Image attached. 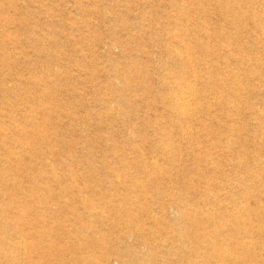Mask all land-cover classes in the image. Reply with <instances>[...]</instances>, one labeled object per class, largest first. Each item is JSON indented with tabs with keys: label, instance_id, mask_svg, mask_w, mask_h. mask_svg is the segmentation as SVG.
<instances>
[{
	"label": "rangeland",
	"instance_id": "374dc122",
	"mask_svg": "<svg viewBox=\"0 0 264 264\" xmlns=\"http://www.w3.org/2000/svg\"><path fill=\"white\" fill-rule=\"evenodd\" d=\"M13 206L57 234L23 264H264V0H0L1 237Z\"/></svg>",
	"mask_w": 264,
	"mask_h": 264
},
{
	"label": "bare ground",
	"instance_id": "6f19581e",
	"mask_svg": "<svg viewBox=\"0 0 264 264\" xmlns=\"http://www.w3.org/2000/svg\"><path fill=\"white\" fill-rule=\"evenodd\" d=\"M2 6V5H1ZM4 6V5H3ZM181 15V14H180ZM12 23V22H11ZM158 27V26H157ZM43 35V34H42ZM178 36V35H177ZM168 44V43H167ZM169 45V44H168ZM170 46V45H169ZM177 52V51H176ZM24 57V55H23ZM19 60V59H18ZM182 61V60H180ZM75 71V70H74ZM196 78V77H195ZM182 80V78H181ZM185 84V83H184ZM174 86V85H173ZM193 87V86H192ZM172 89V88H171ZM190 89V88H189ZM188 91V89L186 90ZM194 93V92H193ZM192 93V94H193ZM183 97V96H182ZM181 97V99H182ZM182 102V101H181ZM189 102V101H187ZM185 101H183L182 105H186ZM195 102V101H194ZM189 107V105H188ZM187 107V108H188ZM186 108V106H185ZM177 108H175L176 110ZM190 110V108H188ZM187 109V110H188ZM188 110V112H189ZM181 112V111H180ZM187 112V114H188ZM44 114V113H43ZM19 117V116H18ZM255 118V117H254ZM134 125V124H133ZM55 132V131H54ZM61 132V131H60ZM136 133V132H135ZM95 142V141H94ZM138 143V142H137ZM18 145V144H17ZM61 146V145H60ZM65 149V148H64ZM50 154V153H49ZM68 156V155H67ZM143 165V164H142ZM86 171V170H85ZM82 172V171H81ZM86 174H88V172H86ZM103 175V174H102ZM118 179V178H117ZM93 180V179H92ZM174 185V184H173ZM94 186V185H93ZM172 186V184L170 185ZM95 187V186H94ZM263 188V187H262ZM250 186L246 185L244 187V195H245V199H248L250 198L251 196H253L251 194V191H250ZM210 194H212L210 192ZM67 197V195H66ZM115 197V196H114ZM207 198V197H206ZM51 201V199H50ZM169 204V203H168ZM66 205V204H65ZM35 208V207H34ZM51 208V205H45V211H48V209ZM239 209L241 210V212H244L246 213L247 215H249L250 211V206L248 205L247 201L246 203L245 202H241V204L239 205ZM5 211H9V213H7V216L9 217H15V218H18L20 220H22L24 222V225H26V229H20V230H16V231H13L11 235H3L2 237L0 236V264H23V261H22V252H23V249H25V247L27 246V244H31L30 242L26 241L28 238H31L33 237L34 239L37 237L38 239V236H36L34 234L35 231H38V230H42V232H44V234H51L54 236V238L57 237V234L55 233V230H53V225H51V223L45 219L44 216H37V215H33L31 214V221L28 222L25 218V216H22V213L21 212H27L26 210H24L23 207H20V206H13V207H9L7 208ZM120 211V210H119ZM183 211V210H182ZM2 212V211H1ZM30 212V211H28ZM182 212H178L177 214L180 216L179 218L183 217V215L181 214ZM2 214V213H1ZM0 214V216H1ZM158 217V216H157ZM178 218V219H179ZM10 220H14L12 218H9ZM177 219V220H178ZM114 221V220H113ZM181 221H183L185 223V217H183L182 219H179L178 223H182ZM215 221V220H214ZM261 221H263L262 223H264V212L261 216ZM12 222V221H11ZM216 222V221H215ZM29 225H27V224ZM113 224V222H112ZM118 224V223H116ZM140 224V223H139ZM7 224V221H2L0 220V228H5ZM30 226V227H28ZM140 227V225H138ZM141 226H144V225H141ZM145 228V226H144ZM213 228V226H212ZM138 230V229H137ZM128 232V231H127ZM126 232V233H127ZM214 232V230H213ZM132 233V231L130 232ZM198 234V233H197ZM231 234V233H230ZM113 235V234H112ZM128 236V235H127ZM196 236V235H195ZM118 237V236H117ZM182 239V238H181ZM198 239V237H197ZM42 241V239H40ZM45 240V238L43 239ZM115 240V239H114ZM113 240V241H114ZM165 240V239H164ZM93 243H96L97 242V239L96 238H91V240ZM252 241V240H250ZM143 243V242H142ZM34 244V243H32ZM123 244V242L121 243ZM238 246H235L232 248V250L229 249V247H225V248H222V247H215L213 244L209 243L208 245V248L207 250L209 249V251H214L215 253H211L210 254H214L215 256L218 257L219 260H221L223 262V260H226V259H229V258H236L238 259L239 255H243L245 257L248 256V251L249 249H247L248 247V241L247 240H244V241H241V242H237ZM134 245V244H133ZM49 247V246H48ZM64 248V246L62 247H58L57 251H62ZM192 248V246H191ZM238 249L240 250V252H238ZM251 249V248H250ZM263 249V252H264V247H262ZM130 250V248H129ZM107 251V250H106ZM110 251V249H109ZM180 251V250H179ZM177 251V252H179ZM186 251V250H185ZM251 251V250H250ZM249 251V252H250ZM49 251H47V249H43L42 251V255L41 256H45L48 253ZM103 254L105 253V250H102ZM192 254L190 255H195V257H198L200 256L201 254L198 252V249L197 248H193L191 250ZM56 253V252H55ZM108 253V251H107ZM106 253V254H107ZM236 253L238 254V256H236ZM180 254V252H179ZM255 254V252H254ZM50 256V254H49ZM76 256V254L74 255ZM78 259H77V262L76 264H127V262L122 259L121 257L117 256L114 258L111 257V256H104V259L103 260H96L95 258H93L92 256H77ZM245 257H241L243 258V260L245 259ZM261 257V259L264 261V254L261 252V255L259 256ZM51 258V257H50ZM151 257H148L147 259H135L133 260L132 264H153V262L155 261L154 259H150ZM188 258H190V256H188ZM239 258V259H241ZM255 258V257H254ZM252 259V258H251ZM199 260V259H198ZM195 259H189L186 263H180V264H202L200 263V261H198ZM249 260V259H248ZM162 261V260H160ZM178 261H183V260H178ZM51 262V261H50ZM49 261H43L42 259L40 261H36V260H33L31 262V264H70L68 262H66L65 260L63 259H59V261L57 262H53V263H50ZM222 262H216L215 264H223ZM247 263V261H246ZM161 264H163V262H161ZM168 264V263H166ZM175 264V263H173ZM206 264H214L212 262H208Z\"/></svg>",
	"mask_w": 264,
	"mask_h": 264
}]
</instances>
